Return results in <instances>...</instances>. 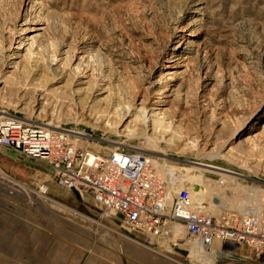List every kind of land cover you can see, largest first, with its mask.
I'll return each mask as SVG.
<instances>
[{
    "label": "rangeland",
    "instance_id": "374dc122",
    "mask_svg": "<svg viewBox=\"0 0 264 264\" xmlns=\"http://www.w3.org/2000/svg\"><path fill=\"white\" fill-rule=\"evenodd\" d=\"M169 64L179 74L167 79ZM160 98L147 123L116 113ZM1 115L80 133H70L77 146L102 156L138 149L179 174L193 175L192 163L236 173L200 168L198 183L185 180L195 203L233 226L264 208V0H0ZM0 170L29 189L0 180V264L204 263L183 225L149 244L38 161L0 147Z\"/></svg>",
    "mask_w": 264,
    "mask_h": 264
},
{
    "label": "built area",
    "instance_id": "2783aa9c",
    "mask_svg": "<svg viewBox=\"0 0 264 264\" xmlns=\"http://www.w3.org/2000/svg\"><path fill=\"white\" fill-rule=\"evenodd\" d=\"M51 131L45 140L39 125L7 115L0 123V147L44 164L55 185L81 198L89 197L106 216L149 244L166 239L171 223H177L185 226L190 241L202 250L213 252L212 243L218 240L250 245L255 254L264 253V208L249 207L238 223L222 225L204 206L194 203L193 191L177 180L162 178L161 168L168 166L143 151L90 155L69 141L68 133ZM45 141L47 145H38ZM36 186L44 193L48 188L44 183Z\"/></svg>",
    "mask_w": 264,
    "mask_h": 264
},
{
    "label": "bare ground",
    "instance_id": "6f19581e",
    "mask_svg": "<svg viewBox=\"0 0 264 264\" xmlns=\"http://www.w3.org/2000/svg\"><path fill=\"white\" fill-rule=\"evenodd\" d=\"M23 24H26V22H24ZM32 29V28H31ZM35 31H41V29L42 28H40V27H35V28H33ZM36 35H39L40 36V33H38V34H36ZM18 43V42H17ZM20 44V43H19ZM21 46V45H20ZM18 56V54H15V55H13V56H11L10 58H9V62H8V66H11V64H16V62H14V61H12V59H14V58H16ZM174 61V60H173ZM17 65V64H16ZM170 65V64H169ZM167 67H169V69L168 70H166L165 71V74L166 75H168L169 77L167 78V79H170V76H174V75H177V74H179V72L178 71H176V70H173L174 69V65H170V66H167ZM180 72H182V71H180ZM82 77H86V76H82ZM88 77V76H87ZM77 79V78H76ZM85 83V81H83V80H81V81H79V83L78 84H84ZM159 86H160V84H159V82H152L151 84H150V89H158L159 88ZM104 90V89H103ZM106 91V90H105ZM164 91H167V89H165ZM158 92V91H157ZM153 93V92H152ZM166 93V92H165ZM161 94V93H160ZM158 96V95H157ZM156 96V97H157ZM164 96H166V94L164 95ZM159 97V96H158ZM156 101V100H155ZM152 102L150 99L147 101H143V100H141V101H139L138 103H137V100L134 102V104H133V107H120V108H117L116 109V113H117V115L119 116V118L124 122V121H127V120H129V119H137L139 122H142V123H147V122H149L150 120H151V118L150 117H153V116H156V115H158V114H161V111H162V107H161V105H162V103L163 102H165V100L163 101V99H159L158 100V102L156 103V102ZM151 102L152 103H154V106H151ZM5 116H7V115H4V116H2L1 115V117H0V123H2V122H4V118H5ZM24 121V120H23ZM26 122V121H25ZM32 124H34V123H32ZM37 125H39L44 131H45V137H44V139L45 140H49V138H48V135L50 136V134L51 133H53V131H51V130H56V131H63V132H66V134L67 133H69V134H67L66 135V138L70 141L71 140V142L75 145V146H77V143H76V141H74V139L73 138H71L72 136L70 135V133H74V134H80V133H77V132H74V131H68V130H62V129H56V128H54V129H50V128H47V127H45L44 125H40V124H37ZM48 144V142H40V143H38V145H47ZM78 147V146H77ZM138 150V149H137ZM119 151H121V150H119ZM119 151H117V152H119ZM113 153H116V152H113ZM90 155H96V154H94V153H89ZM145 154V153H144ZM212 154H214V153H212ZM98 155V154H97ZM146 155V154H145ZM148 156V155H147ZM149 157V156H148ZM193 164V169H195L193 172H195L193 175H191V174H189L188 173V171L186 172L185 171V173H181V174H179L178 172H176L175 171V169L174 168H169L170 166H168L165 170L167 171V175H168V178L166 177V180L168 181V180H177V181H179V183H180V185H181V183L183 182V183H185V180H189L190 182V184L193 182H196V183H198L199 181H200V179H201V174H200V168H202V169H206V170H211V171H216V172H220V173H223V174H231V175H237L236 173H233V172H231V171H229V170H226V169H223V168H221V167H218V166H214V165H210V164H205V163H192ZM175 171V172H174ZM1 179H3V180H5L6 182H7V184H5V186H4V188H6V189H8L9 191H13V190H15V189H19V190H23L24 191V194H26L25 192H27V190H29V189H27L25 186H23V185H21V184H19V183H17V182H15L13 179H11L10 177H8V176H6L1 170H0V180ZM189 183H185L186 184V186H188V188L187 189H190L189 187H190V185H189ZM2 183L0 182V186L2 187ZM182 187H183V185H182ZM185 188V187H184ZM194 190H195V193L197 194V195H200L201 194V189L199 188V186L197 185V184H195V187H194ZM39 192V191H38ZM42 194H44V192H39V195H36V196H38L39 198L41 197V200L44 198V196L42 195ZM33 195V194H32ZM35 195V194H34ZM44 199H46V198H44ZM192 199L194 200V203H195V199H194V197H192ZM259 206V205H258ZM257 206V207H258ZM65 209V208H64ZM244 210H247V209H244ZM259 210V209H258ZM177 227H179V226H177ZM176 227V228H177ZM180 228V227H179ZM183 228H184V230H185V232H186V234L188 235V232H187V230H186V228H185V226H183ZM194 246H192V248L194 249L193 251H195L194 253H196V254H194L193 255V257H192V259H193V261H195V262H199V263H203V264H209V261L206 259V255H209L210 254V252L209 251H205V250H202L201 248H200V246L197 244V243H195V242H193L192 243ZM201 257L200 259H199V256ZM204 258L206 259L205 261H204Z\"/></svg>",
    "mask_w": 264,
    "mask_h": 264
},
{
    "label": "crops",
    "instance_id": "0c3cea01",
    "mask_svg": "<svg viewBox=\"0 0 264 264\" xmlns=\"http://www.w3.org/2000/svg\"><path fill=\"white\" fill-rule=\"evenodd\" d=\"M232 246L233 247L230 248L231 251L228 250L221 253L222 255L219 257V264H264V254H254L252 251H249L245 245H236V247H234V244H232ZM222 247H224V243L218 240L213 241L212 248L216 249L217 252L224 251ZM233 255L234 257L232 260L231 256Z\"/></svg>",
    "mask_w": 264,
    "mask_h": 264
}]
</instances>
